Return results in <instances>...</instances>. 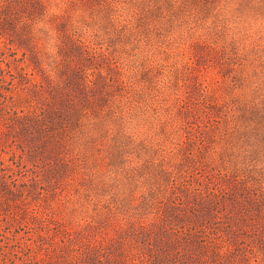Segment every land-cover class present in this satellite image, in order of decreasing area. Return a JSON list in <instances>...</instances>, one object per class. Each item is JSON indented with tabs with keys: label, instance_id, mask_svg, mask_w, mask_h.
Returning <instances> with one entry per match:
<instances>
[{
	"label": "rangeland",
	"instance_id": "374dc122",
	"mask_svg": "<svg viewBox=\"0 0 264 264\" xmlns=\"http://www.w3.org/2000/svg\"><path fill=\"white\" fill-rule=\"evenodd\" d=\"M122 1L133 2L130 5L127 3L128 7H136L138 12L142 11L151 22L150 29L142 34L138 42L133 37L126 36L124 41L130 42L129 45L119 44L116 30H111L113 34L102 38L100 42L103 43V48L109 47L114 52L125 53L130 59L127 60V65L133 62L131 65L138 67L136 80L139 94L144 95L140 102L146 107L152 120L147 133V138L152 143L139 144L136 149L131 147L125 151L122 148L123 139L118 134L112 138L97 136L100 139L98 142L95 138L94 142L85 143L81 151L75 152L78 160H82L83 171L64 180L61 175L51 171L46 162L49 156L40 147L42 144L39 140L30 137L23 124L10 121L12 117L8 118L5 114L8 108L4 107L2 110L3 102H0V113L4 114H0V160L6 164L7 172L13 174L10 176L18 178V184H25L23 188L29 189L31 201L30 208L26 210V205L20 200L16 201L17 198L0 200V264H73L60 254L64 232L80 231L81 225L85 223V219L90 220L92 213L95 214L92 221L100 229L91 227L95 229L91 234L96 233L109 242L110 238L117 235L119 221L114 218L110 222L108 214L95 213V204L89 199L90 194V197L95 196L103 202L127 200L128 203L129 198L136 199L140 194H148L153 190L158 193L164 191L167 196L169 188L185 180L196 186L207 187L218 182L221 185H231L238 178L237 184L247 194L254 190L264 199V0H223L220 3L222 6H227L230 2L234 9L225 17L222 11L205 20L192 17L189 13L191 7L183 4L182 8L173 12L175 17L167 20L164 25L160 24L161 19L156 16V12L150 13L154 7L147 6L146 0ZM184 1L194 3L193 0ZM60 2L64 13L74 11L71 0ZM167 2L164 1L163 4L169 13L170 6ZM200 8V18L212 15V9ZM78 13L83 21L82 12ZM185 16L188 17L184 19ZM38 34L51 45V56L47 63L52 65L53 34L48 27L38 28ZM27 44L28 42L19 40L12 33L10 26L0 24V77L5 76V81L0 82V100L4 96H11L10 98L17 100L15 104L18 108L31 113L36 102H30L27 92L23 93L19 89L23 82L20 73L23 60L25 63L22 65L34 72L35 78L42 79V76L40 69L37 71L35 68L37 63L32 61V58L35 60L32 44L28 47ZM219 54L250 59L253 66L251 64L249 69L242 72L239 69L236 74H248L258 91L254 92L251 82V94L248 96L253 102H212L218 105L215 109L235 105L238 115L236 124L232 126L234 125L236 132L232 135L223 133L217 139L211 137L214 136L213 132L229 127L225 119L215 118L220 123L217 127H211L213 131L205 132L206 140L203 144L201 138H194L193 135L198 112L193 86L204 81L209 88L211 86L209 94L217 95L218 82L226 101L235 92L241 91L235 88L234 80L223 78V74L228 71L221 66ZM12 73L17 76L15 80L18 81L14 88L8 83ZM167 77L170 78L166 82L170 92H163L158 82ZM155 81L157 84H154ZM236 81L237 84L243 83L238 76ZM174 93L178 94L174 96ZM171 95L174 96L173 102ZM200 121L205 123L208 120L205 118ZM188 136L192 138L188 139ZM23 146L26 147L25 150ZM130 151L135 153L130 154ZM149 160H152L151 164ZM166 167L173 168L170 178L162 171ZM155 174L158 177L156 182L152 180ZM161 184H165L167 188ZM247 184L253 185L252 190L246 189ZM240 193L246 194L239 191ZM233 194L230 191L222 197L221 204L225 207L223 218L242 229L239 230L242 234L251 235L246 228L250 231H255L256 228L249 219L252 217L250 207L243 200L244 197L238 195L235 198ZM33 207L40 214L35 215V212L29 210ZM261 209L264 212V206ZM121 223L125 221L121 220ZM226 235L233 241L227 247V254L221 259L223 262L219 264H264V250L236 247L234 244H238V232L237 236L231 237L229 233ZM76 236L78 242L79 236ZM243 238L240 243L251 244L249 237L244 235ZM84 239L88 243V239L93 237L90 235ZM256 242L255 239L252 244L256 245ZM82 260L75 264L95 263L93 258ZM208 260L210 258L204 262Z\"/></svg>",
	"mask_w": 264,
	"mask_h": 264
},
{
	"label": "trees",
	"instance_id": "16d2710c",
	"mask_svg": "<svg viewBox=\"0 0 264 264\" xmlns=\"http://www.w3.org/2000/svg\"><path fill=\"white\" fill-rule=\"evenodd\" d=\"M71 1L74 11L64 13L60 0H0V24L10 26V30L19 40L28 42L27 47L32 44V52L35 54V60L32 58V61L37 63L35 68L37 71L40 69L42 76V79L35 78L34 72L22 65L25 63L23 60L20 66L23 82L19 89L23 93L27 92L30 102H36L32 106L33 111L26 113L23 108H18L15 104L17 100L10 98L11 96H4V99L0 100L3 102L1 103L3 107L0 108L2 110L4 107L8 108L5 114L8 118L12 117L10 121L23 124L27 127L30 137L39 140L42 144L40 147L49 156L46 162L50 165L51 171L61 175L64 180L70 179L78 171H83L82 160H78L75 152L81 151L85 143L94 142L97 136L112 138L118 134L123 139L122 148L125 151L131 147L136 149L139 144L152 143L147 138L152 120L147 114L146 107L140 102L144 95L139 94L136 80L138 67L135 64L131 65L133 62L127 65V60L130 59L125 53L114 52L109 47L103 48V43L100 42L102 38L113 34L111 30H116L115 35L118 36L119 44L129 45L130 42L124 41L126 36H131L138 42L142 34L150 29V20L142 11L138 12L135 6L132 9L128 7L134 4L133 2ZM146 1L147 6L154 7L150 13L156 12V16L161 19V25L174 18L173 12L182 8L183 4L191 7L189 13L197 20L210 19L213 14L222 11L225 17L234 9L230 2L227 6H222L220 3L223 0H193L194 3L191 4L184 0ZM164 1H168L169 13L163 4ZM139 6L141 7L140 4ZM200 7L212 9V15L200 18L198 14ZM78 11L82 12L83 21L78 17ZM186 17L188 16L184 19ZM40 27H48L53 34L52 65L47 63L51 56V45L39 36ZM160 30L163 31L161 27ZM219 61L223 69L228 71L223 74V78L234 80L235 88L241 91L235 92V95L226 101L218 82L217 95L209 94L211 86L209 88L204 81H199L193 86L198 104L195 118L197 122L194 129L192 128L196 134L193 135L194 138L196 136L201 138L203 144L206 140L205 132L213 131L211 127H217L216 125L220 123V120L215 118L225 119L229 127L213 132L214 136L211 137L217 139L220 137L218 135L223 133L232 135L236 132L234 125L238 111L234 109L235 105L215 109L218 105L212 102H253L248 96L251 94L252 78L246 73L236 74L239 69L242 72L249 69L251 64L253 66L252 61L246 57L237 59L222 54H219ZM11 75L8 83L14 88L18 82L15 80L17 76L14 73ZM237 76L242 79V84H237ZM170 78L172 79L171 76ZM170 78H163L158 82L159 88H163L161 91L170 92L169 84L166 83ZM4 81L5 76H1L0 82ZM154 84H157V81ZM252 89L254 92L258 91L254 81ZM173 95L170 96L171 102L174 101ZM205 118L207 122L200 121ZM189 138L192 137L188 136ZM99 140L96 138L95 141ZM155 146L160 148L158 144ZM23 147L25 150L26 147ZM151 161L149 160L150 164ZM163 169V173L170 178L173 168ZM10 174L11 172H7L6 164L0 160V200L17 198L16 201H22L28 210L31 205L29 189H24L25 184H18V178ZM152 180L154 182L158 180L156 174ZM238 182L239 179L236 178L233 182L235 185L233 183L221 185L218 182L214 186L206 187L196 186L185 180L169 188L167 196L164 191L158 193L153 190L148 194H140L136 199L129 198L128 203L127 200L103 202L95 196L90 197V194L89 199L93 205L95 204V213L108 214L110 222L114 218L119 221L117 237L113 236L107 242L96 233L91 234L95 231L91 227L100 229L92 221L95 215L92 213L90 220L85 219L80 231L64 232L61 257L73 264L83 261V258L86 260L93 258L95 263L91 264H219L223 262L221 259L225 257L227 247L233 241L226 233L233 237L237 236V232L239 240L236 239L238 240V244H234L236 247L254 251L264 250V212L263 209L260 210V207L264 206V199H261L259 192L252 190V184L245 186L247 190H252L247 194V191L240 188ZM161 185L167 188L165 184ZM230 191L234 192L235 198L238 195L244 197L243 200L250 207L252 217L249 219L251 225L256 228L255 231L246 228L247 233L251 235L242 234L239 231L242 229H238L223 218L225 207L221 204L222 197L228 195ZM239 191L246 194H239ZM36 209L33 207L29 210L35 212V215L40 214ZM121 220L125 223H121ZM76 235L79 236L78 242ZM90 235L93 239H88L87 243L84 238ZM244 235L252 241L256 239L257 244H252V241L251 244L240 243ZM209 258L215 262L210 260L204 262Z\"/></svg>",
	"mask_w": 264,
	"mask_h": 264
}]
</instances>
